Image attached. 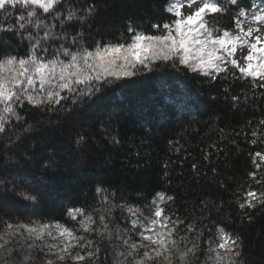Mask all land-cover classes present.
<instances>
[{"label": "snow or ice", "instance_id": "1", "mask_svg": "<svg viewBox=\"0 0 264 264\" xmlns=\"http://www.w3.org/2000/svg\"><path fill=\"white\" fill-rule=\"evenodd\" d=\"M97 10L96 0H0V264H247L239 234L210 215L181 218L163 191L131 202L97 186L91 202L64 206L63 217L38 212L41 192L21 161L54 169L52 117L84 110L107 89L168 68L210 84L231 79L242 89L230 96L236 110L257 90L264 100V0H163L161 18L129 19L115 37L91 35ZM261 116L252 145L264 144ZM75 143H87L82 130ZM251 165L236 201L248 221L264 208V151L251 153Z\"/></svg>", "mask_w": 264, "mask_h": 264}, {"label": "trees", "instance_id": "2", "mask_svg": "<svg viewBox=\"0 0 264 264\" xmlns=\"http://www.w3.org/2000/svg\"><path fill=\"white\" fill-rule=\"evenodd\" d=\"M96 4L90 21L94 36L115 37L129 19L140 23L164 15L163 0H96ZM12 22L9 18L4 23ZM3 36L16 43L13 34ZM230 85L231 79L210 84L195 74L162 68L105 90L67 118L53 116L54 126L46 137L55 146V168H42L35 161L20 165L41 192L40 215L63 217L64 206L91 202L97 186L131 202L138 197L150 200L156 191H163L175 196L172 208L181 218L200 220L210 215L213 223L239 234L247 264H264V208L252 211L248 221L236 203L241 189L250 183L247 173L254 170L251 153L264 151V144L248 142L262 118L264 100L257 90L251 106L236 110L230 96L242 89L233 85L228 91ZM249 120L252 128L247 127ZM81 130L87 143L78 146L75 133Z\"/></svg>", "mask_w": 264, "mask_h": 264}]
</instances>
